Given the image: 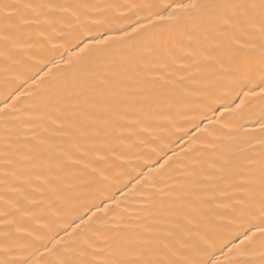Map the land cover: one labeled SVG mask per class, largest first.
<instances>
[{"label":"snow or ice","instance_id":"6c2138e0","mask_svg":"<svg viewBox=\"0 0 264 264\" xmlns=\"http://www.w3.org/2000/svg\"><path fill=\"white\" fill-rule=\"evenodd\" d=\"M115 7L0 0V73L19 66L14 53L25 47L26 30L43 27L55 37L60 28L68 37V47L50 48L28 77L49 64L61 73L46 94L37 93L35 108L21 118L15 93L0 106V201L7 209L0 224L9 229L0 231V264H264V0H142L123 7L146 15L113 29L106 13ZM149 26L159 30L130 43ZM177 61L183 76L161 74ZM232 91L244 95L235 107L223 102ZM249 98L260 104L258 135L218 136L182 149L183 159L171 149L153 152L154 170L142 165L133 178L139 189H121L131 204L101 195L81 205L71 231L59 230L63 236L17 225V214L38 220L75 207L86 186L107 179L98 165L117 159V145L151 135L146 125L162 117L171 123L195 105L220 112L215 122L224 132L243 129L245 116L237 113ZM221 231L231 238L216 240Z\"/></svg>","mask_w":264,"mask_h":264},{"label":"bare ground","instance_id":"6f19581e","mask_svg":"<svg viewBox=\"0 0 264 264\" xmlns=\"http://www.w3.org/2000/svg\"><path fill=\"white\" fill-rule=\"evenodd\" d=\"M94 3L101 5L113 4L116 5L114 9L108 10L106 13L107 17H111L108 26L117 29L124 27L129 24L131 21H135L137 16H144L146 13L137 12L136 15H131L129 9L123 7V5H132L134 3H140L142 0H93ZM162 2L167 3L168 0H162ZM95 19V17H93ZM147 23L146 21H142ZM159 28H153L149 26L145 32L136 38L135 41H130V43H136L140 41H148L150 36L158 31ZM51 29L45 31L42 27L40 29H29L26 30V35L24 37L25 47L18 50L14 53V59L18 60L19 66L14 68L7 75L0 73V106L10 93H15L19 98L15 100V107L20 109L18 115L21 118H25L26 113L25 109H34L41 96L46 94L50 89V80L53 77L59 76L61 73L57 71L56 68H53L52 64H49L43 72L40 73V76H44L45 73L49 75L41 80L40 76L35 77V79H28L30 76H34L37 72L38 67L43 64L45 60L49 58V49L54 47H68V37L61 32L60 28L56 29L57 36H52ZM94 32H100L102 29L95 28ZM40 32H44V37L39 35ZM75 35V33H73ZM63 36L64 38H59ZM45 37L47 39H45ZM63 51V48H61ZM59 61V54L56 57ZM181 61H177L175 66H170L166 69H161V74L164 72L175 73L176 76H183L185 74L184 70L179 67ZM187 63V61H184ZM193 69L189 68L188 71ZM27 81V83H25ZM256 81H253L255 83ZM251 87V85H249ZM247 91V89H245ZM20 93H23L21 96ZM244 99V95L241 92L239 94V99H237V93L232 91L224 99L226 106L231 103L233 107L240 103V100ZM9 103H12L10 100ZM216 107H219L217 104ZM254 112L253 115H248L249 113ZM27 114H32L29 112ZM260 114V104L259 102L253 101L251 98L246 100L245 108L241 111H238L237 115L245 116L243 121V129H235L231 132H224L222 130V125L217 124L215 121L219 119L220 112H216L215 115L211 111H197L195 110V105L193 110L181 112L178 115H174L171 119V123L164 117L160 118L158 121L146 125L149 128L151 135H141L139 136L140 141H144L143 144L137 143L132 147H128L131 143L126 140L123 147L117 145L115 148L116 160L111 158L107 161V164L98 165L102 169L103 176L107 177L106 180L100 181L97 179L96 183L88 185L83 189V195L79 201H75V207H70L65 210H61L52 216L51 214L43 219L31 220L25 219L20 220L19 214L16 216V221L18 226H22L29 231H37L45 237L55 235L60 229L68 227L71 231L73 225L72 220L75 215L80 214L84 209L81 205H86L89 202H99V197L103 195L104 197H110L115 194L117 201H124L127 198L121 193L129 192V190H138L140 185L138 184L134 177H137L139 171H141L142 165H149L150 168L154 170L155 165L153 161L157 159V155L153 152L159 154L160 152L167 151L171 149L172 152L178 153L177 159H183L184 152L182 149L187 148H200L209 144L214 138L224 135H233V136H243L244 132H255L258 135V129L254 124V121ZM167 113H165V117ZM234 119L233 116H225V122H230ZM201 121H203L201 123ZM199 125V127H195ZM187 132V135H185ZM155 141V142H153ZM172 152H168L169 155ZM192 155L195 156L196 152L193 151ZM162 162V161H161ZM148 171V168L143 169ZM127 184L128 187L124 188V185ZM3 192L2 186H0V193ZM8 199V197H5ZM127 203L131 204L132 201L127 199ZM123 208V204L121 205ZM5 205L0 201V212L6 211ZM117 217L119 212L114 213ZM12 219V217H9ZM79 221H77L78 223ZM2 224H0V231H7ZM59 235L63 236L64 233L59 231ZM227 231H221L215 236V239L218 241H223L230 239ZM21 242H23V237L21 236ZM219 255V253H217Z\"/></svg>","mask_w":264,"mask_h":264}]
</instances>
